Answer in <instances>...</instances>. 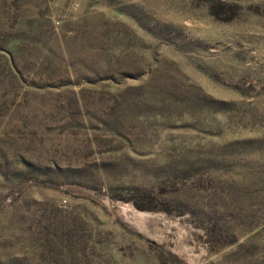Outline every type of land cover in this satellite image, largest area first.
I'll use <instances>...</instances> for the list:
<instances>
[{
    "label": "rangeland",
    "instance_id": "374dc122",
    "mask_svg": "<svg viewBox=\"0 0 264 264\" xmlns=\"http://www.w3.org/2000/svg\"><path fill=\"white\" fill-rule=\"evenodd\" d=\"M0 264H264V0H0Z\"/></svg>",
    "mask_w": 264,
    "mask_h": 264
}]
</instances>
